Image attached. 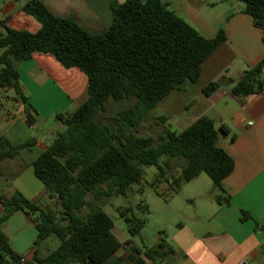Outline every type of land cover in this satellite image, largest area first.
Listing matches in <instances>:
<instances>
[{
  "label": "trees",
  "instance_id": "16d2710c",
  "mask_svg": "<svg viewBox=\"0 0 264 264\" xmlns=\"http://www.w3.org/2000/svg\"><path fill=\"white\" fill-rule=\"evenodd\" d=\"M242 1L255 25L264 29V0ZM23 10L41 27L37 31L17 29L0 18V87L12 89L15 99L27 103L18 65L35 52H43L52 54L67 68L83 71L88 78L89 96L73 112L56 113L63 127L34 161L35 173L55 206L43 207L19 191L9 195L0 192V223L22 209L37 226L36 246L53 236L60 239L46 257L37 252L35 262L26 264H109L114 257L115 264H159V259L172 250L165 238L146 248L133 245L131 238L119 239L114 233V219L89 195L98 200L126 194L144 178L141 165H155V187L165 179L177 193L184 183L206 172L218 191V202L225 199L222 181L235 168V159L218 141L221 132H231L228 124L217 126L204 115L184 129L166 128L157 137L131 132L174 90L187 81L199 80L204 62L226 41L224 31L206 37L161 0L114 1L113 22L99 33L55 14L42 0H26ZM219 85L211 81L203 92L208 96ZM263 89L264 59L242 74L233 91L248 95ZM110 97L136 99L133 107L112 115V124L96 119L97 114L106 111ZM32 110L27 108L30 124L36 121ZM156 119L165 123L168 116L161 114ZM34 140L15 146L0 132V162L15 157ZM161 157H165L163 162ZM173 157L184 159L185 164L181 173L169 180L167 169ZM129 212V208L120 210L134 236L145 220ZM248 215L244 212L243 219ZM258 227L264 232V223ZM126 246L127 253L119 256ZM22 257L0 231V264H20Z\"/></svg>",
  "mask_w": 264,
  "mask_h": 264
},
{
  "label": "crops",
  "instance_id": "0c3cea01",
  "mask_svg": "<svg viewBox=\"0 0 264 264\" xmlns=\"http://www.w3.org/2000/svg\"><path fill=\"white\" fill-rule=\"evenodd\" d=\"M25 1L0 0V18L7 19L13 28L37 31L41 23L23 10ZM42 1L55 14L70 17L89 32L99 33L113 22L112 3L124 0ZM161 1L204 36L213 37L221 30L226 35V41L204 62L199 80L187 81L177 92L190 98L193 122L206 115L217 126H230L231 132H221L218 142L235 159V168L222 181L225 199L218 202L217 192L210 203L202 204L206 209L194 216L197 222L184 234L165 238L172 250L159 259V264H264V232L258 227L264 223V89L248 95L233 91L242 74L264 59V29L255 25L242 0ZM18 68L28 101L17 100L12 89L0 87V132L15 146L35 140L15 157L0 162V192L9 195L19 191L43 207L52 206L55 200L36 175L34 161L62 127L45 134L41 123L55 111L76 110L89 96L88 78L86 81L82 73L75 71L67 75L68 86H64L53 74L58 71L53 57L43 52H35ZM211 81L220 85L207 96L203 88ZM28 107L34 109V124L27 120ZM176 117L177 124L187 119L175 113L168 115V121ZM2 210L0 204V215ZM244 212L249 215L243 219ZM0 231L30 263L35 262L37 252L40 257L49 253L42 251L44 241L35 245L37 226L22 209L0 223Z\"/></svg>",
  "mask_w": 264,
  "mask_h": 264
},
{
  "label": "rangeland",
  "instance_id": "374dc122",
  "mask_svg": "<svg viewBox=\"0 0 264 264\" xmlns=\"http://www.w3.org/2000/svg\"><path fill=\"white\" fill-rule=\"evenodd\" d=\"M0 6H3L2 2ZM53 61L58 68L54 76H58L64 86H68L67 75L79 71L86 78V75L77 67L67 68L63 66L52 54ZM87 81V78H86ZM178 90H174L164 100H162L155 108L150 110L135 129L131 132L137 135H152L157 137L166 128L181 130L187 124L193 123V110L188 105L190 98L179 96ZM136 99L123 98L115 99L110 97L107 99L106 111L97 114L96 119L104 123L112 124V115L118 110L135 105ZM187 106V107H186ZM191 108V109H190ZM57 111L48 114L41 123V130L48 134L54 128L63 127L62 122L56 118ZM186 115V121L182 123H175L174 118L172 121L165 123L157 122V117L161 114ZM165 157L160 158L163 162ZM185 160L179 157H173L170 161V167L167 169V178L172 180L173 175L181 173L182 166ZM144 169V178L141 182L134 183L131 190L126 194H113L111 196H104L101 199L95 200L92 194L89 198L92 199L96 205L101 206L115 221L114 233L119 239L126 241L131 238L133 245L142 248L153 247L157 245L161 238H167L168 235H181L184 234L190 225L197 222L194 216L202 212L206 207L202 206L203 203H210L211 197L218 191L215 189L211 177L202 172L191 182L184 183L175 193L168 180L163 179L158 187L152 185L155 179V174L158 169L155 165H141ZM106 187V186H105ZM176 187V186H175ZM161 193V194H160ZM224 197V193H221ZM55 206V203L52 205ZM129 208L128 215H135L145 220L144 226L141 231L131 236L128 230V224L120 214L121 209ZM182 223L183 225H180ZM183 228V229H182ZM42 251H50L56 248L60 239L53 236L44 241ZM128 247H123L119 252V256H124L127 253ZM115 257L109 264H115ZM76 264V263H75ZM80 264V263H77Z\"/></svg>",
  "mask_w": 264,
  "mask_h": 264
},
{
  "label": "built area",
  "instance_id": "2783aa9c",
  "mask_svg": "<svg viewBox=\"0 0 264 264\" xmlns=\"http://www.w3.org/2000/svg\"><path fill=\"white\" fill-rule=\"evenodd\" d=\"M27 262H28L27 259L25 257H22L20 264H26ZM241 264H245V263H241Z\"/></svg>",
  "mask_w": 264,
  "mask_h": 264
}]
</instances>
